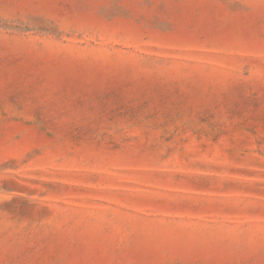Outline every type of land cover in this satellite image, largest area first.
Masks as SVG:
<instances>
[{
    "label": "rangeland",
    "instance_id": "rangeland-1",
    "mask_svg": "<svg viewBox=\"0 0 264 264\" xmlns=\"http://www.w3.org/2000/svg\"><path fill=\"white\" fill-rule=\"evenodd\" d=\"M0 264H264V0H0Z\"/></svg>",
    "mask_w": 264,
    "mask_h": 264
}]
</instances>
